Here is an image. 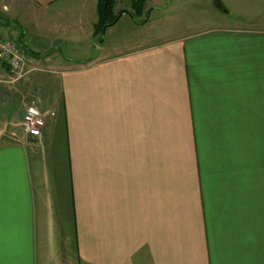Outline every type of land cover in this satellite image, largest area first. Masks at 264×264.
<instances>
[{
    "label": "crops",
    "instance_id": "0c3cea01",
    "mask_svg": "<svg viewBox=\"0 0 264 264\" xmlns=\"http://www.w3.org/2000/svg\"><path fill=\"white\" fill-rule=\"evenodd\" d=\"M98 2L27 0L22 37L51 45L56 19L80 58L26 46V77L0 81V264H264V17L239 10L264 1L210 0L213 27L107 47ZM42 58L60 89L43 103L24 95ZM28 109L53 113L40 136Z\"/></svg>",
    "mask_w": 264,
    "mask_h": 264
},
{
    "label": "rangeland",
    "instance_id": "374dc122",
    "mask_svg": "<svg viewBox=\"0 0 264 264\" xmlns=\"http://www.w3.org/2000/svg\"><path fill=\"white\" fill-rule=\"evenodd\" d=\"M26 3L27 0H0V32H5L6 35L11 37L20 38V35L24 33V30L26 32H30L31 34L37 31L34 23H30L32 21V17H28V13L30 11L28 10ZM147 5L148 1L146 3V13L139 19L140 22L146 21L148 18L147 16L150 10ZM210 8V0H173L169 9L165 11L160 10L157 13L154 12L149 24L146 27H139L137 34L130 33L126 29L123 30L122 26L125 23L124 21L120 24V26H116L117 28L113 30L115 33L113 36L114 38L112 37L111 30L109 34H107V39L104 36L102 40L105 42V46L107 47L112 41H115L116 43H119L120 41L127 42L128 40L132 41V39H138L141 36L147 41H152L174 34L182 35L191 29L196 30L198 28H210L214 26L212 24L213 19L215 18ZM124 10H128L129 14L132 12L131 0H116L115 13L121 14ZM239 10L244 15L249 13L250 17H264V4L260 5L257 10ZM23 24H25L24 26L26 29H24ZM57 24L58 20L56 19L50 20L48 24V26L54 30L53 33L47 35L49 39L52 40L50 41L51 45L43 43L44 46H40L38 45L39 43H36L35 41L32 43L33 39L31 40L29 35L23 36L24 45L28 47L31 46L33 48L36 47L38 50L36 48L35 49L40 51L41 55H49L52 53L56 55L58 52L56 53V49H52L53 46L55 48H59V50H61L63 55L66 57L72 56V58H80L79 51L75 49L77 48L75 46H78V44L74 43V45H66L57 42L56 39L59 37V35L55 33ZM111 39L113 40L111 41ZM29 40L31 41V44H29ZM34 40L38 42V39ZM37 61V65L34 64V66L38 73H40V78H38L41 85L40 89L34 91H31L32 89L27 90L24 95L26 97L37 96V98H39L40 101L42 100L41 102L43 103L53 99V96H59L60 89L58 84L54 81L56 74H54V71L49 72L51 70L46 69L47 65L44 63V58ZM0 81H6V79L2 78ZM20 82L16 83L15 86Z\"/></svg>",
    "mask_w": 264,
    "mask_h": 264
},
{
    "label": "built area",
    "instance_id": "2783aa9c",
    "mask_svg": "<svg viewBox=\"0 0 264 264\" xmlns=\"http://www.w3.org/2000/svg\"><path fill=\"white\" fill-rule=\"evenodd\" d=\"M0 62L6 63L9 68L4 83L14 85L26 77L28 74L26 52L18 37L4 36L0 33ZM52 115L51 112L41 113L28 109L21 124L23 134L30 137L40 136Z\"/></svg>",
    "mask_w": 264,
    "mask_h": 264
},
{
    "label": "trees",
    "instance_id": "16d2710c",
    "mask_svg": "<svg viewBox=\"0 0 264 264\" xmlns=\"http://www.w3.org/2000/svg\"><path fill=\"white\" fill-rule=\"evenodd\" d=\"M148 0H131L132 3V12L130 16L134 19L136 23H144L140 22L139 19L145 15L146 13V3ZM116 0H99L98 2V14H99V22L97 25V33L101 35V40L104 37V29L109 28L117 23L120 18V14L115 13ZM18 41L23 45L25 52L29 49L23 43V37L20 35Z\"/></svg>",
    "mask_w": 264,
    "mask_h": 264
},
{
    "label": "water",
    "instance_id": "95a60500",
    "mask_svg": "<svg viewBox=\"0 0 264 264\" xmlns=\"http://www.w3.org/2000/svg\"><path fill=\"white\" fill-rule=\"evenodd\" d=\"M121 16V15H120ZM105 33H106V28L104 29V36H105Z\"/></svg>",
    "mask_w": 264,
    "mask_h": 264
}]
</instances>
